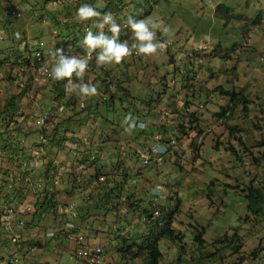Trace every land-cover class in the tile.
<instances>
[{
	"label": "rangeland",
	"instance_id": "obj_1",
	"mask_svg": "<svg viewBox=\"0 0 264 264\" xmlns=\"http://www.w3.org/2000/svg\"><path fill=\"white\" fill-rule=\"evenodd\" d=\"M34 1L1 0L0 20L5 18L9 6L17 7L23 16L11 24L16 35L25 30L27 36L44 40L55 51L58 49V30L48 18L37 19L41 15L39 11L37 16L32 15ZM127 2L126 10L122 12H135L136 18L153 7L152 12L142 19H158L159 23L168 27L167 32L157 30V39L166 42V47L153 56L133 54L120 65L106 66L112 75L117 76L116 80L119 76L126 80L133 92L134 102L130 103L128 96H125L123 103L117 101V112L109 113L110 118L119 120V128L112 126L117 128L115 131L110 122L95 124L99 126L96 134L101 132L98 137L75 127L70 134L79 133V143L68 139L66 144L69 150H85L92 146L93 140L98 139L95 145L104 149L103 161L118 155L120 158L126 157L129 153L125 158L129 170L135 174L140 168L143 169L138 183H129L128 190L134 194L131 201L123 197L104 205L99 197L95 198L85 219L72 218V223L77 226L81 222L84 224L81 223V230L87 234L89 249L101 245L107 255V264H121L123 260L118 246L123 238L139 237L148 226L144 221L146 214L141 215L139 210L130 208V202L137 201L151 210L162 205L169 212L176 209L172 223L173 236L159 242L162 263L264 264V220L260 221L251 214L250 220L245 221L248 214L246 187L252 181L255 185H264V161L259 166L249 162L252 156L264 154V0ZM62 7L59 1L48 5L51 10H62ZM112 14L114 17L120 15L116 11ZM10 16L15 19L12 13ZM71 16L77 18L74 12H71ZM125 22L123 18L121 33L127 35L125 40L131 43L133 34L130 29H124ZM1 25L0 21V35L5 38L8 33L2 32ZM4 43L8 42L0 40V45ZM72 55L86 56V52ZM53 62L52 56L48 57L49 67ZM85 75L88 77L89 72ZM33 76V70L24 72L19 67L10 69L9 64L2 65L0 109L12 94L21 93L23 84L30 78L32 86L29 95L20 97L19 103L23 115L27 116L25 118L34 122L39 108L37 102L46 96L49 86L46 77L34 79ZM218 86L224 90L236 89L239 93L242 90L247 97V101L241 102L231 117H228V112L224 118L214 115L230 100L229 95L216 90ZM118 96H123V93L119 91ZM128 109L131 110L126 111ZM192 113L199 121L190 118ZM129 115L135 121L131 130H128L131 122L125 123ZM56 120L48 122V132L55 126ZM181 124L184 125V133L178 130ZM29 127L34 128L32 123ZM4 129L3 126L1 130ZM14 137L16 134H13ZM46 141L47 138H37L36 143L49 152ZM154 146L159 153L144 167L146 164L138 159L137 151ZM230 146L236 152L230 150ZM167 148H170L169 151ZM53 157L52 160L61 170L62 167H72V173L82 171L78 160H75L77 157L74 158L75 162L70 161L73 158L69 152H60ZM42 163L40 170L46 165ZM3 164L10 166L7 161ZM110 165L109 162L100 165L103 166L101 181H104V173L112 171ZM83 172V178L88 179L90 168ZM67 175L70 174L66 171L62 178ZM5 179L9 181L8 176H3L2 183ZM79 179L81 183L87 182L81 176ZM157 186L163 191H154ZM57 190L62 192L58 198L61 202L75 204L76 209L83 208L82 213H86L90 188H78L73 194L67 193V185H59ZM26 199L31 203L34 200L33 192ZM26 214L30 216V213ZM61 226L49 216L27 228L32 236L48 237L44 240L48 244L47 247L33 250L25 264H76L70 258L74 241L64 236ZM236 226H240L239 233L244 241L239 254L233 253L229 239V243H224L226 247H223V243H216L233 235ZM204 227L205 242L200 245L195 241V235L202 232ZM70 228L68 226L66 230L73 235ZM53 235L55 237H51ZM11 244L0 224V263L2 255L4 257L12 251ZM257 249L259 255L252 259L251 253ZM242 254L249 258L241 260ZM128 260L129 264L141 263L140 258Z\"/></svg>",
	"mask_w": 264,
	"mask_h": 264
},
{
	"label": "trees",
	"instance_id": "obj_2",
	"mask_svg": "<svg viewBox=\"0 0 264 264\" xmlns=\"http://www.w3.org/2000/svg\"><path fill=\"white\" fill-rule=\"evenodd\" d=\"M59 5H62V10H51L48 8L52 2H58ZM132 1V0H131ZM134 1V0H133ZM1 2V0H0ZM159 2V0H156ZM91 4L94 6L98 11L103 13H112L114 11L119 13L121 17H115L118 23L123 24V18L127 20L129 15L136 18L137 13L129 12L125 13L122 11L126 10V3L127 0H76L73 2L72 0H35L32 4L31 11L32 15L37 16V12L39 11L41 15L37 19L48 18L52 25L56 27L58 30V40L56 41L57 48H63L65 53L68 55H72L73 53L85 52L80 46V41L86 34L87 27L91 28L94 32L98 31L95 28H92V21H85L81 22L77 18L71 16V12L76 14L78 8L82 4ZM101 4V6H97ZM15 7L13 5L7 8V12H5V18L0 20L2 26V32L8 33V36L2 39L4 45H0V67L4 64H9L10 69L19 67L22 71L26 72L29 70L35 71V68L39 67L42 64V61H39L35 55L33 54V50L30 48L29 45L21 46V38L17 37L16 31L12 29L11 24L16 21L15 19H11L10 13ZM153 7L151 6L150 9L146 10V12L140 15L136 19H142L148 14L152 12ZM116 14V15H117ZM115 15V16H116ZM9 18L11 20H9ZM125 26V24H124ZM123 26V27H124ZM124 29H129L126 26ZM22 39L27 37V32L24 30L22 34H20ZM127 35L121 33L120 39L123 41L127 38ZM70 47V48H69ZM95 54V53H94ZM51 58V56L49 57ZM54 63V62H53ZM120 65V64H119ZM15 66V67H14ZM104 69V70H103ZM89 75L88 77H84L83 82L91 81L92 83L96 84L99 90V95L91 98L83 97L82 99L80 96H77L75 93L69 92L66 90V86L68 85V80H53L51 79L50 75H47L46 83L49 86L48 93L46 96L41 100H38L37 104L39 105L38 112L36 113L35 117L39 118L41 112L45 110H56V124L52 128L51 131L44 129H33L30 127V130H27L24 124L19 123L18 126L9 128L11 123L18 122V117L20 118L23 116V111H21L22 106L19 103L20 97L26 98V94L30 91V87L32 86L31 79L29 78L26 84H23V89L20 90L21 93L19 94H12L9 98L6 99L5 103L3 104L2 108L0 109V126H4L5 129L1 130L0 127V174L9 176L11 169L10 168H3V164L5 161L9 162L10 166H16L18 172H20V179L27 175V171L25 172V168L23 167V161L30 157L31 155V144L36 142L37 140V133L39 131H44L47 137V146L49 147L48 156L50 162L53 161L54 155H59L60 152H69L72 155V160L77 157L79 164H86V168H90V176L88 179H84L85 174L82 171L72 173L67 175L66 178H62L60 183L55 186L54 188H47L42 189L39 191V196L36 201L33 203L36 205V210L34 213L33 218L24 221L23 227L31 228L33 226V222H41L44 218L52 216L55 222L60 223L61 232L64 231V236H68V239L71 241H75L78 237L79 232H82V222L80 220L79 226L77 224L72 223L71 216H67L63 218V215L58 214L57 206L61 202L60 199V192L57 190L59 185H67V193L73 194L78 188L89 189L90 191L87 196V204L86 213H82L83 208L77 207V217L85 219V215L89 213L88 208H91L93 200L99 197V201H101L104 205L112 203L115 199H122L127 198L129 201L133 198V192L130 193L129 183L137 184L138 177L142 173V169L140 168L139 171L133 174L129 170V166L125 163V158L129 156L127 153L126 157H121L118 155L117 157L108 158L107 161H103V152L104 149L102 147H96V141H92V146H89L85 150H75L73 148L68 149V145L66 144L67 140L70 139L74 143H79L80 136L78 134H70L73 132L75 127L78 129L87 132L88 134L101 136V132H98V127L95 124L100 122H104L105 124L110 122L111 128L113 131L119 128V120L115 121L114 119L109 117V113L115 114L116 110V103L117 101H121L123 103L124 97L128 96L127 101L130 103L134 102V95L131 91L130 87L128 86L125 79L119 76V79L116 80L117 76L111 74L110 70L105 67L98 68L96 66L95 57L89 60ZM115 73V72H114ZM34 75V73H33ZM86 76V75H85ZM90 76H93L91 78ZM10 77L13 79V74L10 72ZM16 77V76H15ZM188 80L190 77H188ZM74 83H80L77 78L73 77ZM216 90H222V92L226 93L230 96L229 103L226 106H222L221 110L216 112L214 115L224 118L226 113L228 112V117H231L234 114L236 107L242 102L247 101V97L243 94L241 90L240 93L234 90H224L222 86H218ZM121 91L123 96H118V92ZM243 94V95H242ZM49 102V103H48ZM64 104L65 109L63 111H58V106ZM52 108V109H51ZM132 108V107H131ZM128 109L126 111H130ZM21 113L20 116H17ZM27 117V116H26ZM192 120L196 119L199 121V118L195 116L194 113L191 114L190 117ZM116 125V127H112ZM120 126V125H119ZM178 130L181 132H185L184 125H179ZM23 134L25 138V142L22 139H13V134ZM18 137V136H17ZM89 140V139H87ZM90 142V140H89ZM101 145V142H98ZM95 145V146H94ZM56 148V150H55ZM168 151L170 148H167ZM230 150H235L233 146L229 147ZM167 151V150H166ZM236 152V150H235ZM166 153V152H165ZM5 154V156H4ZM132 155H135L134 153ZM264 161V154L260 157L252 156L250 159V163L252 165L259 166ZM65 162V160H62ZM75 162V161H74ZM111 163L112 171L106 172L104 181L100 180V175L102 173V167L100 165H107ZM50 164V163H49ZM149 164L143 165L144 167ZM85 168V169H86ZM23 172V174L21 173ZM79 176L85 181L86 183H81ZM17 183H20V187H25V184L20 182V179L17 180ZM21 179V180H22ZM136 180L137 182L134 183L133 181ZM246 199L248 200V214L245 218V221H249L251 218V214L256 215V218L261 221L264 220V185L258 186L255 185L254 181L250 182V184L246 187ZM130 202V208H133L135 211L139 210V214H146L144 217V221L147 223V228L144 229L143 233L139 235V237H124L123 241L118 249L121 252V264H129L128 260L140 258V264H164L162 263L163 256L160 253L159 242L161 239H166L167 237L173 236V229L172 223L174 221V216L176 213V209L172 210L171 212L167 211L166 206H160L157 208L151 209L147 207H143L142 204ZM113 208V206H112ZM137 209V210H136ZM159 211L157 214L156 211ZM87 218V217H86ZM20 219H16V222H19ZM148 221V222H147ZM84 225V224H83ZM71 227V232H73L76 237L74 238L71 233L67 232L66 228ZM240 226H236L234 230V234L230 237L226 236L225 239L217 240L216 243H229L230 247L233 249V253L239 254L241 253L242 247L244 246V241L239 233ZM23 231L21 235H23ZM205 227L202 232L195 235V241H197L200 245L205 242L204 235ZM70 234V235H69ZM57 235V234H56ZM55 237V235L51 236ZM45 239L32 236L30 233L25 234L23 237V244H28L37 248H44L47 247L48 241ZM229 239V242H228ZM203 246V245H202ZM218 251V250H217ZM216 251V252H217ZM258 249L253 250L251 253V258L253 259L255 256L258 257ZM261 254V253H260ZM241 260L248 259L249 256L241 255ZM250 258V259H251ZM3 259V256H2ZM27 258H24V262H27ZM33 264H48V263H33Z\"/></svg>",
	"mask_w": 264,
	"mask_h": 264
},
{
	"label": "built area",
	"instance_id": "obj_3",
	"mask_svg": "<svg viewBox=\"0 0 264 264\" xmlns=\"http://www.w3.org/2000/svg\"><path fill=\"white\" fill-rule=\"evenodd\" d=\"M19 11L21 10L16 7L11 12L14 17H21L22 15H20ZM17 36L21 38V46L23 47L24 45H29L33 50L35 57L39 61H42V64L37 67V69L35 68L36 70L33 72V78L47 77L50 71L47 59L51 56V53L54 52V48L41 39H35L30 36L22 39L20 34ZM0 39H3V36L0 35ZM27 95H29V92L26 96ZM58 109V111H63L65 109V105H59ZM56 114V110H45L41 112L42 116L36 118L34 122H29L25 118L26 116L23 115L20 118L18 117L17 123L13 122L7 127L14 128V126H18L19 123H22L26 128H28L27 130H30L29 125L32 123L34 126V128L32 127L33 129H38L39 127V129L45 128L48 130V122L56 120ZM37 135L38 139L47 138L44 131H39ZM17 136L13 139L19 138L25 142V138L22 133L17 134ZM158 153L159 150L156 147H151L147 150L139 151L138 156L143 164H150L154 156ZM42 162H45L46 165L43 167V170H40L39 167L42 166ZM4 166L5 165L3 164V167ZM23 167H26L24 170L28 173L23 177V179L21 178L22 180L20 179V172L16 171V166H5V168L11 169L8 176L9 181L5 179L2 183V177L5 175L0 174V224L2 225L3 231L5 232L9 243H13L11 244L13 246L12 251L3 257L4 260L2 259L0 264H25L24 258H30V254L37 247L23 244V237H25V234H28L27 228L23 227L24 221L33 218L37 208L33 203L38 198L40 190L46 189V187L54 188L53 185L57 186L66 171L68 174H72V167L69 169L62 167L63 170H61L56 162H50L47 148L42 150L36 142L31 144V155L23 161ZM79 168L84 170L86 168V164H80ZM21 173L23 174L22 171ZM15 177H17V180L20 179V182L25 184V187H20V183H17ZM102 179H104V177H102ZM133 182L136 183L137 181L134 180ZM30 192H33L34 199L31 203L26 199ZM57 211L58 214L64 216L63 218H66L67 216H71V218L77 217L75 204L60 202L57 206ZM26 213H30V216ZM156 213L158 214L159 211H156ZM16 219H20V221L16 222ZM22 231L24 232L23 235H21ZM89 246L90 245L87 243V234L85 232H79L78 237L74 241L72 250L70 251L71 260L75 261L76 264H107V255L104 248L101 245H96L89 249Z\"/></svg>",
	"mask_w": 264,
	"mask_h": 264
},
{
	"label": "clouds",
	"instance_id": "obj_4",
	"mask_svg": "<svg viewBox=\"0 0 264 264\" xmlns=\"http://www.w3.org/2000/svg\"><path fill=\"white\" fill-rule=\"evenodd\" d=\"M76 16L81 22L92 21V28L98 30L94 32L91 28L87 27L89 29L86 30V34L80 41V46L85 49L86 56L68 55L63 48H58L51 53L54 63L51 65L48 74L53 80L67 79L68 85L66 86V90L75 93L77 96L91 98L99 95L96 84L91 81L83 82L85 74L89 69V60L92 58L95 57L96 66L100 68L112 64L119 65L125 58L133 54L153 56L159 50L166 47V42L157 39V30L167 32L169 29L167 26L159 23L158 19H136L129 15L125 22V26L133 34L132 42L129 43L127 40L122 41L120 39L122 26L117 22L112 13L102 14L91 4L85 3L78 8ZM73 77L81 82L74 83ZM129 122L131 123L128 130H131L135 126V121L131 115L125 118V123ZM142 150H147V148ZM142 150L139 149L137 151V156L138 152ZM154 191L159 192L163 191V189L157 186Z\"/></svg>",
	"mask_w": 264,
	"mask_h": 264
}]
</instances>
